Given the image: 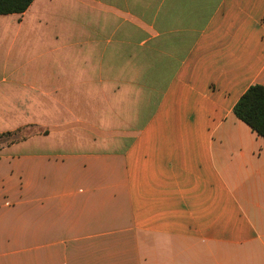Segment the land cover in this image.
Listing matches in <instances>:
<instances>
[{
	"label": "crops",
	"instance_id": "obj_1",
	"mask_svg": "<svg viewBox=\"0 0 264 264\" xmlns=\"http://www.w3.org/2000/svg\"><path fill=\"white\" fill-rule=\"evenodd\" d=\"M253 83L264 0L0 14V119L55 130L0 149V264H264V138L232 112Z\"/></svg>",
	"mask_w": 264,
	"mask_h": 264
},
{
	"label": "trees",
	"instance_id": "obj_2",
	"mask_svg": "<svg viewBox=\"0 0 264 264\" xmlns=\"http://www.w3.org/2000/svg\"><path fill=\"white\" fill-rule=\"evenodd\" d=\"M31 2L32 0H0V14L22 13ZM232 112L264 138V85H249L233 105Z\"/></svg>",
	"mask_w": 264,
	"mask_h": 264
},
{
	"label": "rangeland",
	"instance_id": "obj_3",
	"mask_svg": "<svg viewBox=\"0 0 264 264\" xmlns=\"http://www.w3.org/2000/svg\"><path fill=\"white\" fill-rule=\"evenodd\" d=\"M33 73H35L34 70H33ZM22 74H24V72H22ZM19 118L20 117H17V118L15 117L14 119H10L7 121L0 119L1 127L3 128L14 127L12 129H1L0 130V134L2 133V135L0 136V149L4 145H9L10 143L11 144L18 143L12 148L13 151L42 150V149L51 148V146L47 147L48 143L46 142L41 143L39 139L40 138L45 139V136H44L45 134L49 133L50 131H55V130L48 129L46 127H41L33 123L18 125L19 122L22 120V119L20 120ZM7 132H9L10 134H5ZM31 136L34 138L35 140L34 142L20 143L21 141H23V139H26L27 137H31ZM52 140H55V137H52Z\"/></svg>",
	"mask_w": 264,
	"mask_h": 264
}]
</instances>
